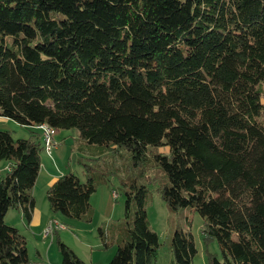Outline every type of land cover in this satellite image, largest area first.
Returning <instances> with one entry per match:
<instances>
[{
  "label": "trees",
  "instance_id": "1",
  "mask_svg": "<svg viewBox=\"0 0 264 264\" xmlns=\"http://www.w3.org/2000/svg\"><path fill=\"white\" fill-rule=\"evenodd\" d=\"M262 113L264 0H0V116L74 127L97 156L124 151L125 171L153 157L161 198L198 212L203 243L220 247L207 264H264ZM40 151L37 138L0 130V264H31L4 216L31 218ZM89 158H77L84 181L69 171L46 188L52 213L90 218L107 178ZM135 179L122 182L124 217L97 228L115 245L104 264H154L159 241ZM57 247L62 264H88ZM169 247L171 264H192L190 231L175 230Z\"/></svg>",
  "mask_w": 264,
  "mask_h": 264
},
{
  "label": "rangeland",
  "instance_id": "2",
  "mask_svg": "<svg viewBox=\"0 0 264 264\" xmlns=\"http://www.w3.org/2000/svg\"><path fill=\"white\" fill-rule=\"evenodd\" d=\"M260 118L264 122V113H262ZM53 129V133H55V128ZM55 135L56 134H54V136ZM77 136L78 130L76 128L73 127L63 129L62 133L58 136V138L63 140L62 144L59 145L58 150L53 151V157L55 158L59 156L57 160L59 168L61 167L68 172H73L81 179V181H84V170L82 169V166L78 164L76 159L77 157L87 156L83 154H81L82 156H79L80 153L78 149L75 148V145L77 144ZM158 149L162 152L168 151L167 145H161ZM122 155H125L124 151L115 153L105 151V153L100 157H95L94 160H89L92 165H98L101 172L104 174L106 173L105 177L107 178L106 182L97 184L95 190L89 197L91 207L90 218H70L57 213L51 218L58 220L63 226H60L58 230L51 231L44 236L43 231L48 221L44 223L45 217H42L41 221L35 227L38 230L34 232L31 231L29 233L28 256L31 264H35L36 258L38 257L35 252L37 242L42 243L41 247L44 250L48 248L51 243L53 248H55V250L59 253L57 239L66 243L80 258L85 260L86 263L104 264L106 262L104 259L105 255L110 252V254L113 255L115 245L104 247L100 240L99 233L97 232V228L102 224L105 225L110 223V221H117L124 217L123 189L125 186L122 182L126 176L129 175L136 178L135 180L137 184L145 185L147 190L145 197V210L149 225L156 232L159 241L156 249L154 264H171L172 253L169 244L175 230H187L192 234L196 246V253L193 256L192 264H207L208 253L215 254L221 259V250L216 240H211L206 245L203 243V217L190 207H183L176 211H172L167 206L166 202L161 198L158 188H160L162 181L165 179V175L163 171L156 166L154 158L150 157L151 160L149 162L140 165L136 171L134 167L133 172H130L125 171L122 167L125 163V157H122ZM42 157L44 161H50L47 160L45 150L42 153ZM3 162L4 160L0 159V166L4 165ZM46 188H36L35 195L37 204L42 209L43 205L45 209L48 206L45 195ZM113 190L116 191L115 196L112 195ZM8 216L11 217V220L17 219L14 210H10ZM13 222L17 224L16 226L23 228L19 221ZM112 255H110V258ZM91 256H93L92 261ZM58 264H62L61 259L58 261Z\"/></svg>",
  "mask_w": 264,
  "mask_h": 264
},
{
  "label": "crops",
  "instance_id": "3",
  "mask_svg": "<svg viewBox=\"0 0 264 264\" xmlns=\"http://www.w3.org/2000/svg\"><path fill=\"white\" fill-rule=\"evenodd\" d=\"M1 129L9 130L14 138H20V137L37 138V140L41 146L40 168L38 170V173H37V176L35 179V183H34V186L32 189L33 198H34V208H33L32 214H31V218L27 221L24 218V216H23V214L19 208L8 209L7 212L5 213V216H4V220L8 224L16 226L17 224H15V222H13V221H19L20 225H22L23 228H20V226H16V227L18 229H20L25 234L26 242H27V251H28L29 233L31 231L34 232V231L38 230L35 227L41 221L42 217H45L44 223H46L51 217H53V216H55V214H57V213L51 212L49 205L47 206L46 209L44 208V205H43V209L40 208L39 205L37 204L35 194H36V188L37 189H39V188L44 189V188L48 187L50 184H52L60 175L64 174L65 172H68L67 170L62 169L61 167L60 168L58 167L59 164H58L57 160H58L59 156H57L55 158L53 157V151L58 150L59 145L62 144L63 140L61 138H58V136L62 133L63 129H55V133H53L54 129L52 131L51 138L56 142V145L51 149L50 153L46 152L47 160H50L49 162L43 160L42 153L44 152V149H43V145H42V135L40 132L41 129L39 130L36 127V125H21V124L17 123L16 121L12 120L11 118L0 116V130ZM54 134H56V135L54 136ZM76 143L77 144L75 145V148L78 149V151L80 153L79 156H82L81 154H83L87 157H94V158L100 157V155L97 156L98 154H96L100 149L98 146H96L94 144L83 143L82 141L79 140L78 136L76 137ZM61 157H62V155H61ZM1 160H4V162H3L4 165L0 166L1 167L0 168V178L5 174L6 170L9 167V162L7 160H5V159H1ZM76 161H77V159H76ZM84 178H85V176H84ZM10 210L15 211V214H16V217L18 220L17 219L11 220V217L8 216ZM42 227H41V229H42ZM36 245L37 246L35 248V252H36V255L38 256L36 258V262H39L40 264H58V261H60V258H59L60 255L55 250V248H53L51 243H50V246L48 248H46L45 250L41 247L42 243L37 242ZM110 253L105 255V258H104L105 261H107L110 258V255H112ZM92 260H93V256H91V261Z\"/></svg>",
  "mask_w": 264,
  "mask_h": 264
},
{
  "label": "built area",
  "instance_id": "4",
  "mask_svg": "<svg viewBox=\"0 0 264 264\" xmlns=\"http://www.w3.org/2000/svg\"><path fill=\"white\" fill-rule=\"evenodd\" d=\"M40 124H47V123L42 122ZM41 132L42 134H48V145L50 146V152H51V149L56 145V142L51 138L52 128L48 125V131H41ZM59 228H60V222L58 220H55L54 218H50L43 231V235L45 236L47 233L51 231H56Z\"/></svg>",
  "mask_w": 264,
  "mask_h": 264
},
{
  "label": "bare ground",
  "instance_id": "5",
  "mask_svg": "<svg viewBox=\"0 0 264 264\" xmlns=\"http://www.w3.org/2000/svg\"><path fill=\"white\" fill-rule=\"evenodd\" d=\"M39 129H41V131H48V124H38L36 125ZM43 136V148L47 153H50V146L48 145V134H42ZM112 195L115 196L116 195V191L113 190L112 191ZM60 226H63L62 224H60ZM63 228V227H62Z\"/></svg>",
  "mask_w": 264,
  "mask_h": 264
}]
</instances>
